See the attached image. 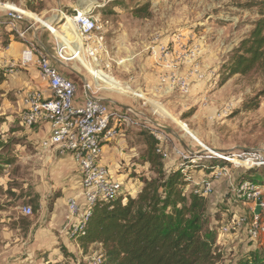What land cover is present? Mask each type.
I'll return each instance as SVG.
<instances>
[{
    "label": "rangeland",
    "instance_id": "374dc122",
    "mask_svg": "<svg viewBox=\"0 0 264 264\" xmlns=\"http://www.w3.org/2000/svg\"><path fill=\"white\" fill-rule=\"evenodd\" d=\"M115 1L106 12L94 10V15L99 16L106 29L105 45L113 59L109 72L105 73L127 91H120L121 89L102 79L95 80V76L78 62L68 64L80 67L84 79L96 96L129 108L133 107L152 122L171 131L168 146L170 157L169 160L163 161L164 172L169 174L176 169L178 158L172 153V147L178 146L184 150L180 142L191 152L204 155L208 154L205 150L216 154L221 153L217 151H222L242 155L254 163L252 166H246L248 169L256 168L255 166L264 167V94L259 97V105L256 109L246 110L244 107L263 93L264 73L256 70L248 75H235L223 81L225 76L223 65L228 62L232 51L238 47L240 41L247 37L252 24L258 18L255 9L245 8L244 5L249 0ZM7 3L25 12H31L26 8V2L22 0L13 2L0 0V4ZM144 5H148L150 17L147 19L136 17L133 10ZM4 14L5 11L0 8V20ZM73 14L67 13V15ZM35 20L38 25L46 24L38 16ZM51 29L53 34H57L56 36L61 35L59 32L56 33L58 30L55 28L51 27ZM176 34L192 36L193 39L189 44L198 43L201 47V52L195 58L188 57V62L179 68L180 74L188 76L191 74L193 62L198 61L200 66L202 78L197 79L191 75L189 80H192V83L185 95H182L178 89L159 84L158 78L161 72L151 56V51L157 46H170L171 39ZM19 42L21 41L16 39L5 26H0V74H3L4 79L0 84V107L6 106L8 114L18 106L17 92L29 88L27 85L32 81L33 74L37 72L33 65L21 64L25 47L18 45ZM187 53L190 55V52ZM157 68L159 71L156 70ZM4 122L7 120L0 116L1 133H3L2 127H5ZM11 126L16 127V124ZM10 129L18 130V128ZM138 133L145 135L143 142L151 137L148 133ZM18 140L19 143L21 139ZM139 142L142 140L140 139ZM144 149L145 147L142 151ZM201 163L207 165L206 162ZM246 168L232 171L231 176L235 180L232 186L226 180L213 182L210 202L213 203L212 207L215 211L211 216L214 218L213 229H216L217 233L218 229L231 218L248 212V204L239 199L234 189L240 177L247 181L257 180L259 172L264 171V168L253 171L250 175L243 171ZM6 174L9 176L8 183L16 191L13 192L15 193L13 197L8 196L4 199L0 187L2 209L18 208L19 212V208L31 206L26 195L35 194L34 185L32 186L33 182L31 183L29 179L28 188L20 191L19 181L25 179L26 172L16 164V158L13 165L4 167L0 177ZM138 174L141 175L140 182L142 179L155 178L153 167L148 165L138 173H131L127 178L137 177ZM187 174L192 180L187 188L195 191L201 190V187L196 188L193 184L194 180L197 179L196 182L199 183V179L213 176V171L208 175L206 170L188 169ZM129 180L122 182L124 195L134 191L133 188L130 190L126 188ZM38 211L37 207L34 214ZM2 219L0 215V220ZM19 221L23 224L30 223L24 222L22 218H19ZM262 221L264 223V215ZM2 233L3 224L0 221V253L3 251ZM216 242L219 251L216 252L219 255L216 264H235L237 259L245 258V253L249 250L264 252V235L257 244H253L243 230L232 231L223 238H217ZM75 251L79 264H89L88 259L93 254L101 253L98 245L90 246L85 253L78 245Z\"/></svg>",
    "mask_w": 264,
    "mask_h": 264
},
{
    "label": "built area",
    "instance_id": "2783aa9c",
    "mask_svg": "<svg viewBox=\"0 0 264 264\" xmlns=\"http://www.w3.org/2000/svg\"><path fill=\"white\" fill-rule=\"evenodd\" d=\"M11 6L3 8L5 14L0 20V26H5L16 39L26 44V48L22 52L21 64L23 66L33 65L37 70L38 79L45 86L44 89L29 87L17 92L21 107L20 123L27 129L38 124L48 125L49 134L40 141L38 146L42 150L49 151L55 157L69 155L75 164L81 179V196L85 203L80 209L75 200H68L69 215L67 219L71 222L73 218L79 216L77 224L70 228L71 237L75 234H84L87 220L91 215V208L95 204L115 201L124 196L122 181L112 176L109 169L101 163L102 146L121 137L124 129L133 128L145 131L153 137L157 142L156 154L166 161L170 157L168 154L170 133L133 107H130L131 110L123 112L110 111L102 100L90 97L88 94L84 104L78 105L76 84L58 73L42 47L35 40L27 39V33L37 23L32 17L35 14L25 12L13 4ZM55 14V20L41 18L46 24L39 23V25L53 37L56 59L62 65L72 62H78L81 65L80 59H82L90 68L104 73L109 72L113 59L105 45L106 29L99 16L94 15L89 9L76 11L73 15H67L61 9H56ZM67 17L73 26L68 25L74 35L73 38L67 36L63 29H59L67 23ZM22 25L24 26L22 27ZM51 27L58 30L61 35L53 34ZM191 39L193 38L190 35L176 34L173 35L170 46L159 45L151 51L154 63L161 70L158 78L159 84L178 89L182 95L189 91L192 83V80H189L191 75L197 79L202 78L198 61L191 65L190 75H182L179 72L180 66L188 62V57L195 58L201 52L200 44H189ZM187 52H190V55ZM82 66L87 70L84 65ZM83 89L87 93L91 91L88 83H84ZM207 152L208 154L204 155L190 150L184 151L178 146L172 147V153L178 158V160L176 159V169L189 183H192V180L187 174L188 169L207 170L208 165L204 166L201 162L209 163L217 160L225 163H217L211 167L209 171H213V176L203 177L199 183H193L196 188L201 187V190L196 189L194 192L201 193L205 197L213 194L214 181L226 180L232 186L234 181L231 176L232 171L246 168V165L235 164L231 160L239 162L250 160L235 153L221 152V155H217ZM234 191L244 203L248 204V212L231 218L229 222L221 226L218 229L217 238H223L232 231L243 230L248 239L253 244H257L261 236L264 235L262 221L264 187L244 181L236 186ZM257 205L260 207V213L255 215L254 211ZM20 211L27 217L33 215L30 206H24ZM88 260L89 264H104L101 253L93 254Z\"/></svg>",
    "mask_w": 264,
    "mask_h": 264
},
{
    "label": "trees",
    "instance_id": "16d2710c",
    "mask_svg": "<svg viewBox=\"0 0 264 264\" xmlns=\"http://www.w3.org/2000/svg\"><path fill=\"white\" fill-rule=\"evenodd\" d=\"M244 6L255 9L258 18L247 37L240 41L223 65V81L256 70L264 73V0H249ZM26 8L34 10L31 1L26 2ZM148 9V5H144L134 9L133 13L138 18L147 19L150 17ZM3 81L1 73L0 84ZM262 94L264 91L244 105L246 110L256 109ZM139 132L147 134L145 131ZM18 141L11 137L4 138L0 132V175L5 166L15 163L13 151ZM146 141L138 162L153 167L155 178L142 179L141 188L133 197L124 195L115 201L95 204L84 234H75L72 239L84 253L90 246L98 245L104 264H216L219 260L216 254L219 252L216 245L218 233L213 229L214 218L211 214L215 210L210 202L211 196L190 191L187 188L189 182L177 169L166 174L163 160L155 152L156 140L149 137ZM217 163L225 164L217 160L207 163L208 174ZM262 168L243 171L250 175ZM259 173L257 180L248 182L264 187V171ZM244 181L247 179L240 177L236 186ZM8 186L5 194L13 197V187ZM26 197L34 215L38 195L29 193ZM245 254V258L237 259L235 264H264L263 251L249 250Z\"/></svg>",
    "mask_w": 264,
    "mask_h": 264
},
{
    "label": "crops",
    "instance_id": "0c3cea01",
    "mask_svg": "<svg viewBox=\"0 0 264 264\" xmlns=\"http://www.w3.org/2000/svg\"><path fill=\"white\" fill-rule=\"evenodd\" d=\"M27 1H31L33 4L34 10L31 11L33 14L42 19L55 20L56 9H61L65 13H75L88 9L93 13L94 10L106 12L115 0H23V2ZM32 17L36 18V16ZM68 25L73 27L71 21L67 19V23L60 29H63L67 36L73 38L74 35ZM27 39L35 40L42 47L58 73L76 84V102L78 105L84 104L88 94L90 97L102 100L110 111H125L123 107L127 106L96 96L92 90L90 93L84 91L83 85L88 82L84 79L80 67H74V64L68 63L62 65L56 59L53 37L45 28L35 23L32 30L27 33ZM63 41L65 42V40ZM17 44L26 48L25 43L19 42ZM80 62L89 73L95 76V80L102 79L111 83L112 86H116L119 90L121 89L120 91H127L121 85L119 86L116 80L111 79L102 71L91 69L82 59ZM156 70L159 71L160 69L157 68ZM31 80L27 86L45 88L38 79L37 72L33 74ZM6 108V106L0 107V116L7 120L3 123L5 127H2L4 138L21 139L14 151L16 164L22 171L25 170L26 172L25 179L19 181L21 184L20 191L28 188L29 179L31 183L33 182L32 186L34 185V191L38 195L39 211L37 214L27 217L21 214V208H19V212L17 211L18 208L11 207L0 210V215L3 217L0 220L3 224L1 237L4 239L3 251L0 253V264H79L75 251V247L78 245L69 233L70 228L77 224L79 216L73 218L71 222L67 219L69 215L68 200H75L80 209L85 203L81 196V179L76 166L69 155L55 157L49 151L42 150L38 146L40 141L49 134L48 125L38 124L27 129L20 123L21 107L19 101L12 113L8 114ZM12 124H16V127H12ZM10 128H18V130H11ZM138 132L136 129L126 128L121 137L102 146V165L109 169L112 176L122 182L130 179L126 188L127 190L133 188L134 191L128 193L132 197L141 188L139 181L141 175L138 174L137 177L133 178L127 177L131 173L140 172L146 166V164L138 162L143 152L142 148L145 147V142H143L145 136ZM140 139L142 142H139ZM187 149L190 150L188 147ZM8 177V174L0 177V187L4 193V199L8 197L5 194L9 185ZM196 180H194V184L197 183ZM199 180L201 181V179ZM11 191L15 192L16 190L12 188ZM10 215L13 217H9ZM19 218L30 223L23 224ZM66 255L70 256L65 257Z\"/></svg>",
    "mask_w": 264,
    "mask_h": 264
},
{
    "label": "bare ground",
    "instance_id": "6f19581e",
    "mask_svg": "<svg viewBox=\"0 0 264 264\" xmlns=\"http://www.w3.org/2000/svg\"><path fill=\"white\" fill-rule=\"evenodd\" d=\"M7 7H12L11 5H4V6H2L1 4H0V8L1 9H3V8H7ZM35 16V15H34ZM37 17V16H36ZM66 19H68L69 20V18L67 17ZM56 33H58V31H56ZM55 35H57V34H55ZM91 69H94V68H91ZM104 73V72H103ZM92 74V73H91ZM106 74V73H105ZM107 76H108V74H106ZM110 76V75H109ZM210 152V151H209ZM212 154H216V153H213V152H211ZM217 155H221L220 153H218ZM231 161H233L235 164H239V163H242L243 165H246V166H250V165H252L253 163L252 162H250L249 160L248 161H245V162H239V161H236V160H231Z\"/></svg>",
    "mask_w": 264,
    "mask_h": 264
},
{
    "label": "water",
    "instance_id": "95a60500",
    "mask_svg": "<svg viewBox=\"0 0 264 264\" xmlns=\"http://www.w3.org/2000/svg\"><path fill=\"white\" fill-rule=\"evenodd\" d=\"M125 110H131L129 107H123ZM167 132H169V133H171V131L170 130H168V129H166V128H164ZM181 143V145H182V147L186 150L187 149V147L182 143V142H180ZM201 147H203V146H201ZM203 148H205V147H203ZM187 151H189L188 149H187ZM206 151H208V150H206ZM215 151H217V150H215ZM217 152H222V151H217ZM260 213V207L257 205L256 206V208H255V211H254V214L255 215H258Z\"/></svg>",
    "mask_w": 264,
    "mask_h": 264
}]
</instances>
